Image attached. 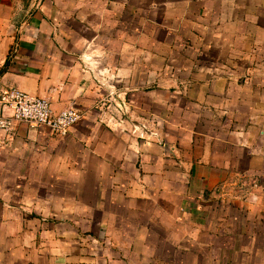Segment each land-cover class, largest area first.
Wrapping results in <instances>:
<instances>
[{
	"label": "crops",
	"instance_id": "1",
	"mask_svg": "<svg viewBox=\"0 0 264 264\" xmlns=\"http://www.w3.org/2000/svg\"><path fill=\"white\" fill-rule=\"evenodd\" d=\"M12 87L82 118L0 129V264H264V0H0Z\"/></svg>",
	"mask_w": 264,
	"mask_h": 264
},
{
	"label": "built area",
	"instance_id": "2",
	"mask_svg": "<svg viewBox=\"0 0 264 264\" xmlns=\"http://www.w3.org/2000/svg\"><path fill=\"white\" fill-rule=\"evenodd\" d=\"M110 100L113 102L112 98ZM122 107L115 102L106 105L105 112H109L106 122L122 123ZM114 111L117 113L114 114ZM81 118L82 113L73 103L55 111L48 98L32 95L16 87L2 90L0 93V129L6 131L17 121L32 127H46L54 135L62 136ZM239 184L241 190L248 193L259 187L258 178L254 174H242ZM221 188L222 185L216 187L218 191Z\"/></svg>",
	"mask_w": 264,
	"mask_h": 264
},
{
	"label": "rangeland",
	"instance_id": "3",
	"mask_svg": "<svg viewBox=\"0 0 264 264\" xmlns=\"http://www.w3.org/2000/svg\"><path fill=\"white\" fill-rule=\"evenodd\" d=\"M253 173H254V175L258 178V183H259V187H260V185H261V181H262V179H264V177H263V176L261 175V173H259V172H258V173L253 172ZM226 206H228V205H225L224 208H225ZM242 220H244V213H239L237 222H238V223H241Z\"/></svg>",
	"mask_w": 264,
	"mask_h": 264
}]
</instances>
